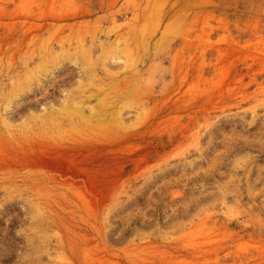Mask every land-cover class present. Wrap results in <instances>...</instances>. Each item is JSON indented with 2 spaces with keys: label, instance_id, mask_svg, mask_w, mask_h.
Returning a JSON list of instances; mask_svg holds the SVG:
<instances>
[{
  "label": "rangeland",
  "instance_id": "1",
  "mask_svg": "<svg viewBox=\"0 0 264 264\" xmlns=\"http://www.w3.org/2000/svg\"><path fill=\"white\" fill-rule=\"evenodd\" d=\"M0 264H264V0H0Z\"/></svg>",
  "mask_w": 264,
  "mask_h": 264
},
{
  "label": "bare ground",
  "instance_id": "2",
  "mask_svg": "<svg viewBox=\"0 0 264 264\" xmlns=\"http://www.w3.org/2000/svg\"><path fill=\"white\" fill-rule=\"evenodd\" d=\"M107 113V112H106Z\"/></svg>",
  "mask_w": 264,
  "mask_h": 264
}]
</instances>
